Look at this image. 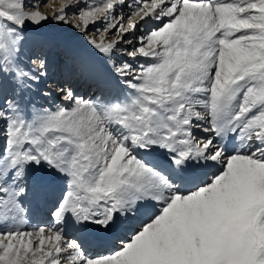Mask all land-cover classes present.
I'll return each mask as SVG.
<instances>
[{
  "label": "snow or ice",
  "instance_id": "obj_1",
  "mask_svg": "<svg viewBox=\"0 0 264 264\" xmlns=\"http://www.w3.org/2000/svg\"><path fill=\"white\" fill-rule=\"evenodd\" d=\"M28 7L0 0V264H264V0ZM49 18L81 33L130 92L85 99L55 85L68 106L28 115L22 94L48 60L25 63L18 29ZM45 164L66 192L51 225L28 229L22 197ZM65 224L112 246L89 255Z\"/></svg>",
  "mask_w": 264,
  "mask_h": 264
},
{
  "label": "bare ground",
  "instance_id": "obj_2",
  "mask_svg": "<svg viewBox=\"0 0 264 264\" xmlns=\"http://www.w3.org/2000/svg\"><path fill=\"white\" fill-rule=\"evenodd\" d=\"M99 1H97V3ZM127 2L128 0H126V3ZM73 10L75 11V9ZM52 11L53 10L51 9V11L47 12L48 14H50ZM56 11H58L57 8ZM123 11L125 14H127L129 9L125 7ZM117 12H119V9H117ZM52 21L54 20L51 18L50 21L46 22V25L48 26L49 23ZM55 23L60 27L61 23H57L56 21ZM36 26L38 25H30L32 29ZM47 36L48 47L44 51L45 54H48L50 57L48 64H50V62H53L52 67L54 69L51 80L53 84L49 85L50 88H52L50 89L52 91V104L50 103L51 108H54L58 104H65V106H68L67 102L63 101L61 92H57V89L55 88V85L61 88L60 86H62V83L60 84V82L64 81V77L66 78L65 80H67V82L72 83L73 81V83L69 87L70 89H72L73 93L85 99H95L97 96L101 95H103L106 99H120L123 98L126 93L130 92V89L126 86V84L121 81L120 77L116 75V73L112 70L111 66L107 63L104 57L100 53H98L94 48H92L91 45L88 44L87 40L82 36L81 33L75 32V34L72 35L71 31L67 29L61 30L60 27L57 33H53ZM113 38L115 37L113 36L112 39ZM54 42H57L58 45H60V47L58 48L59 50L61 49L63 53H65V58H68L67 60H65V58H63V60L62 58L60 59L62 52L60 54V51L58 52L55 50ZM115 55H118V53ZM26 58L28 59V55ZM127 59L128 58L126 56L121 55L119 57H116L115 60L117 63H122L124 60ZM60 60L63 61L61 70L56 69L57 63L60 62ZM76 75L78 79L76 78V81H74ZM45 83L46 82H44L43 85ZM63 88L66 87L63 86ZM40 92L41 91L37 92L38 95H41ZM0 138L2 139V137ZM1 139L0 145L3 143V140ZM42 175L43 177L46 176L44 174ZM32 183L35 182H31V184ZM52 183L53 185H51L50 187L48 186L49 189L47 188L46 192H42L46 189L40 190L41 187L38 188L41 192V198L39 199L41 200V204L37 206L40 203L39 202L37 205L34 203L32 205L33 207L30 206L33 209L30 212V219H32V222H28V229L35 226H49L53 223L52 213L54 212L57 203L63 196L64 191H66L65 188L67 183H64L62 178L59 179L58 182L53 181ZM43 184H41L42 188H44ZM34 188L36 189V187ZM33 197L35 199L34 195ZM24 202L26 203V201ZM28 205L31 204L29 203ZM64 229L67 237L69 239H77L80 243H82L85 251L89 255H96L102 251H106L109 247L112 246L110 240L108 242L101 243L92 239L86 230L79 228V226L77 225L65 224ZM121 234H123V230H121Z\"/></svg>",
  "mask_w": 264,
  "mask_h": 264
},
{
  "label": "rangeland",
  "instance_id": "obj_3",
  "mask_svg": "<svg viewBox=\"0 0 264 264\" xmlns=\"http://www.w3.org/2000/svg\"><path fill=\"white\" fill-rule=\"evenodd\" d=\"M97 1H99V0H96V1L95 0H88V3L99 5V4H101L103 2L101 0L102 2L99 1L97 3ZM25 3H26L27 6H29L27 8V10H29V11L35 10V9L31 8L32 5H37L39 7V10L41 11L42 14H45L47 16H52L53 12H56V8L59 11L60 7L65 3V0H25ZM51 9L53 11L50 14H48V12L51 11ZM76 10L77 9H75V11ZM72 11H74V10L73 9H69L68 10L70 18H71V12ZM50 19L51 18H49L46 21L41 22L40 25L34 27L33 29L30 27V25L33 24L31 22H26L23 28L18 29V31L23 36V40L21 42V53H20V55H21V58L25 61V63H26L27 55H28V59H29L34 52L35 53H43L46 56L47 60L49 61L50 57H49L48 54H45V51H44L48 47V44H47V37L48 36L47 35H50V34H53V33H57L59 31L60 27H61V30L67 29V30L71 31L72 35H74L75 32H77L74 28H71L67 24L61 23L60 27H59L58 25H56L55 20L50 22L49 25L47 26L46 22L50 21ZM9 26L13 27V28L16 27L13 24H9ZM102 27H103V23L100 22V21H98L95 24L89 25V33H90V35H95L96 34V30L98 28H102ZM113 36H114V34H108V38L109 39H112ZM97 38L99 39V37H97ZM54 46H55V50L56 51H58V52L60 51V54L62 52V55H61L60 59L62 58V60H63V58H65V53H63V51H61V49L59 50L58 47H60V45H58L57 42H54ZM119 56H121V55L118 53V55H114L112 57V59L116 62L115 59H116V57H119ZM67 59L68 58L66 57L65 60H67ZM104 59L106 60L105 57H104ZM52 63L53 62H50V64H48L49 68H48L47 76L42 77L37 84H34L31 91H28V92L22 94L21 101H22V104L28 109V115H31L30 106L32 104H35V105H38V106H41V107L51 108L50 107V103L52 104V95H51L52 91L50 90V86L49 85L53 84V82H51L52 75H53V70H54L53 67H52ZM62 65H63V61L60 60V62L57 63V68L56 69H60L61 70L62 69ZM76 78H77V75L75 76L74 81H76ZM65 79L66 78L64 77V81L60 82V84L62 83V86H60L61 88H63V86L66 87V88H69L70 85L73 83V81L71 83V82H67V80H65ZM44 82H46V83L43 85ZM67 83H68V85H67ZM60 84H58V85H60ZM57 87H59V86H57ZM38 91H41L40 92L41 95L39 94L40 96L37 93ZM45 92H50V94L48 96H45L43 94ZM61 95H62V93H61ZM0 137H2V136H0ZM1 140H3V137H2ZM2 144L0 145V147L2 146ZM32 167H34V166H30V169H29L30 172L32 171ZM42 174L46 175V176H44V178L46 180H43V182L33 181L35 183L31 184V187H29L27 195L22 197V201H23V204H24L25 208H27V211L29 210L28 211L29 213L28 212L26 213V218H27V222H30V223L32 222V219H30V212H31V210H33L31 208V207H33L32 205L34 203L37 205L39 202L40 203L37 206H39L41 204V200H39L41 198L40 190L46 189V190L42 191V192H46L48 186L50 187L51 185H53V183H52L53 181L58 182V180L61 179V178L64 181V183L65 182L67 183V178L65 176H63L60 173H58L55 169L49 168L46 164L38 172L35 173V175L43 177ZM43 183L44 184L47 183V184L44 185ZM35 184H37L38 187ZM41 184H43L44 188H42ZM57 184H59V183H57ZM34 187H36V189ZM40 187H41V189L39 190L38 188H40ZM65 189H63V190H65ZM65 192L66 191H64V193ZM33 195L35 196V199H34ZM37 195H38V197H37ZM33 199H34V201H33ZM24 201H26V203ZM31 201H33V202H31ZM29 203L31 205H28ZM26 228H28V223H27V227Z\"/></svg>",
  "mask_w": 264,
  "mask_h": 264
}]
</instances>
